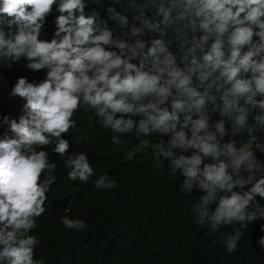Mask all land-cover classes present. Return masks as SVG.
<instances>
[{"label": "clouds", "instance_id": "clouds-1", "mask_svg": "<svg viewBox=\"0 0 264 264\" xmlns=\"http://www.w3.org/2000/svg\"><path fill=\"white\" fill-rule=\"evenodd\" d=\"M106 12L89 0H0V65L26 58L30 70H46L38 83L18 79L11 95L26 101L23 114L4 118L0 264H44L33 232L55 182L48 146L67 157L70 180L96 175L65 138L81 110L114 147L139 139L129 159L150 148L158 171L167 161L169 179L182 177L181 191L194 197V222L221 233L229 254L264 219V0H111ZM54 13L53 38L41 39ZM95 185L118 187L107 174ZM257 243L264 248V236Z\"/></svg>", "mask_w": 264, "mask_h": 264}, {"label": "trees", "instance_id": "trees-1", "mask_svg": "<svg viewBox=\"0 0 264 264\" xmlns=\"http://www.w3.org/2000/svg\"><path fill=\"white\" fill-rule=\"evenodd\" d=\"M104 3L102 10L95 0H89V7L106 18L111 0H101V6ZM55 15L49 18L41 39L53 38ZM27 64L26 58H21L10 69L0 65V139L8 132L4 118L18 120L23 114L26 101L11 95L18 79L38 83L46 78V70L32 71ZM89 115L83 110L77 113V127L65 135L71 144L70 153L85 152L94 167L96 175L87 183L70 180L64 163L67 157L57 156L51 145L47 148L50 162L57 168L52 173H56L55 182L46 194V211L37 218L33 232L39 240L36 259L44 264H264V248L257 243L264 236L260 231L264 219L249 225L237 250L229 254L221 233H212L207 226L194 222L189 207L194 197L181 191L182 177L169 179L167 161L161 160L158 171L150 148L135 152L129 159L128 153L139 139L122 136L124 145L114 147L112 133L90 123ZM158 138L149 139L155 142ZM164 140L167 142L168 137ZM257 156L264 159V154ZM104 174L118 187H96L95 180ZM65 216L85 221L87 228H65L61 223ZM231 231L232 226L222 229Z\"/></svg>", "mask_w": 264, "mask_h": 264}]
</instances>
